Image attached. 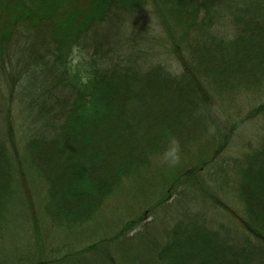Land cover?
Returning <instances> with one entry per match:
<instances>
[{
  "label": "trees",
  "instance_id": "obj_1",
  "mask_svg": "<svg viewBox=\"0 0 264 264\" xmlns=\"http://www.w3.org/2000/svg\"><path fill=\"white\" fill-rule=\"evenodd\" d=\"M73 46L88 55L87 85L67 68ZM10 72L36 130L25 158L14 137L0 146V264H264V139L223 158L264 118V0H0V75ZM170 139L180 162L164 184L153 159ZM134 179L155 195L113 230L105 216ZM230 182L243 214L202 196L227 214L215 230L192 194L217 185L232 198ZM15 229L46 257L15 245L10 262Z\"/></svg>",
  "mask_w": 264,
  "mask_h": 264
},
{
  "label": "rangeland",
  "instance_id": "obj_2",
  "mask_svg": "<svg viewBox=\"0 0 264 264\" xmlns=\"http://www.w3.org/2000/svg\"><path fill=\"white\" fill-rule=\"evenodd\" d=\"M165 54V53H164ZM9 75H13L11 72L7 75H0V146L6 145L7 142L11 144V139L12 137L15 138V146L18 147L17 152L19 157L25 158L26 154L29 152L28 149H26L27 146V141L28 139L31 138L33 135L32 131L36 130V126L34 125V119H35V110H32L31 108L28 107V104L26 102H22L20 100V95L21 92L24 93L26 92V88H24L23 81H21L19 84L18 82L14 86V83H11L9 79ZM14 82V81H13ZM15 92L14 98L11 100L12 93ZM256 98H260V94L256 96ZM246 101V100H245ZM260 101V100H259ZM264 103V96L261 99V102L258 103V105ZM244 110H249L248 107L243 106ZM245 111V113H246ZM28 112H29V117H28ZM229 115V113H228ZM246 116V115H245ZM243 116V117H245ZM12 128V132L11 129ZM264 139V118H261L258 122H253V123H248L238 134L235 142L232 145V148L227 150L223 158L230 160V159H241L243 154H246L250 152V148H259L260 145L262 144ZM195 154L190 153L187 154V157H183V161L187 162L188 160L194 158ZM199 154H196V157H198ZM154 162V170L157 172L155 177L153 179H157L164 184H167V181L175 176L177 173V169L179 166V163L175 166H170L166 163L161 162V159L155 157L153 159ZM194 160V159H193ZM26 172H28V169H25ZM238 172L237 170H232L231 172L229 171V175L233 177L236 175ZM200 177L201 176H197ZM37 176L34 175L33 179L34 182L36 180ZM135 180V179H134ZM194 180V179H192ZM135 183H126L127 189H124L123 191L120 192V199L116 201L114 205V210L109 211V213L106 214L105 218L109 219L110 227H112L113 230L120 228V225L125 223V215L131 213L132 209L135 210L130 218L133 219L136 217L138 213H142L148 208L147 203V198L150 199V194H154V188L148 190V191H143L141 194L136 193L139 190H142L143 188L147 187L148 185H152L151 183L147 182L144 183V181H140L138 183L137 180H135ZM39 181H36L34 184L38 183ZM190 186H195L193 182L188 183ZM232 186V198L230 196V188L226 190L225 186L222 188V190H219V187L216 185L210 188H206V192H194L192 194V200L195 202V206L193 208V211H199V213H202V217L199 218L201 220L204 218L203 221H207L208 225L210 227L216 229L219 228L220 221L222 222H227L228 218L226 219V213H223L221 210L215 209L213 203L206 199L203 198L202 196H208L211 193L214 195V197L219 198V201H221L223 204L226 205V207L229 205L232 210H234L237 213L243 214V205L239 201L237 195L233 194L234 191V183L230 182L228 184V187ZM44 189L40 192L39 196H42L44 191L47 189V184L43 185ZM206 187V185H204ZM129 189V192L127 193ZM211 191V193H210ZM155 195V194H154ZM16 198H14L10 202V208L12 215H17L20 210L19 208L21 207L22 203V198H25V191L23 193H18L16 192ZM153 196V195H152ZM151 196V197H152ZM234 196V197H233ZM175 198V195L173 196ZM140 200V202H137ZM198 203V204H197ZM18 204V205H17ZM193 206V204L191 205ZM35 206L33 205V208ZM128 208V210H127ZM194 212L193 215L197 219L199 216H197ZM10 214V213H9ZM162 216V215H160ZM103 218V217H101ZM101 218H97L96 221L102 220ZM129 219V218H128ZM115 222V224H113ZM231 222V220H230ZM120 223V225H119ZM161 223V222H160ZM159 221H156L154 223V227L158 226V229L161 230V224ZM82 230V229H81ZM24 235L21 232H19L17 229L14 230L12 236L8 239L5 240L4 244L10 245L9 248L11 249L10 256L7 257V259L13 261L14 256L16 257L17 254V248L19 247L21 250L23 249H28L29 247L36 249L37 252L43 254L44 257H46L48 249L45 246V248H41L34 243L24 245V246H19L23 245L22 239H24ZM55 236H53V242L50 240V243L55 245V244H60L61 239H65L63 230H59L56 234L54 233ZM25 244V242H24ZM17 245L16 247H14ZM45 250V253H44ZM3 250L0 249V253L3 255ZM36 253V252H35ZM37 254V253H36ZM43 257V258H44ZM0 257V261H1Z\"/></svg>",
  "mask_w": 264,
  "mask_h": 264
},
{
  "label": "clouds",
  "instance_id": "obj_3",
  "mask_svg": "<svg viewBox=\"0 0 264 264\" xmlns=\"http://www.w3.org/2000/svg\"><path fill=\"white\" fill-rule=\"evenodd\" d=\"M67 68L74 74L79 75L81 84L87 85L91 76L88 69V55L77 46H73L68 53ZM161 162L170 166H175L180 162V146L178 141L170 139L167 149L160 157Z\"/></svg>",
  "mask_w": 264,
  "mask_h": 264
}]
</instances>
